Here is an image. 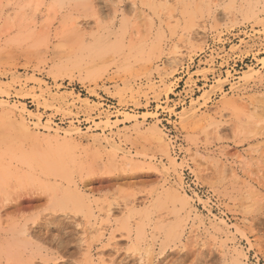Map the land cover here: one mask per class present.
<instances>
[{
  "label": "rangeland",
  "instance_id": "374dc122",
  "mask_svg": "<svg viewBox=\"0 0 264 264\" xmlns=\"http://www.w3.org/2000/svg\"><path fill=\"white\" fill-rule=\"evenodd\" d=\"M0 264H264V0H0Z\"/></svg>",
  "mask_w": 264,
  "mask_h": 264
}]
</instances>
